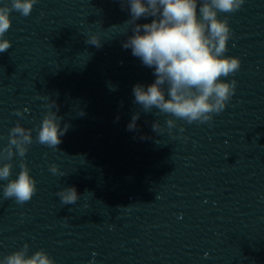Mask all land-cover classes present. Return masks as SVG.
<instances>
[{"label":"clouds","instance_id":"9594fccd","mask_svg":"<svg viewBox=\"0 0 264 264\" xmlns=\"http://www.w3.org/2000/svg\"><path fill=\"white\" fill-rule=\"evenodd\" d=\"M37 0H12L11 8L0 7V53L11 47L4 39L11 27L10 12L16 10L27 17L31 14ZM127 6L132 34L123 42V48L131 49V54L140 59L146 67L153 68L155 80L144 86H133L134 103L144 112L153 108L170 118L166 125L171 131L177 120L205 123L212 120L213 114L224 110L235 92L236 81L224 78L240 69L238 57L225 55L231 36L227 18H219V13H234L245 0H121ZM141 18H152L150 23H136ZM87 43L101 46L100 39L93 35ZM167 97V98H166ZM56 111H52V106ZM49 111L43 116L38 129L36 142L58 149L61 137L68 125L60 126L58 105L55 101L47 106ZM139 113L132 115L127 125L129 131L137 129ZM153 131L160 130L157 121ZM33 129L25 128L19 122L10 129L8 144L0 150V161H10L14 154L23 158L28 146L33 143ZM183 131V128H181ZM20 172L15 179H9L11 163L0 166V180L8 181L3 187L5 199H14L18 204L30 201L37 191L36 180L30 175L26 163L21 161ZM53 174L58 167L50 165ZM61 203L72 205L80 198L75 186L63 188L57 193ZM0 264H56L43 249L28 255V245L14 251L0 260Z\"/></svg>","mask_w":264,"mask_h":264}]
</instances>
